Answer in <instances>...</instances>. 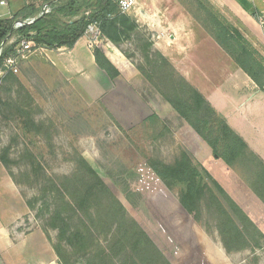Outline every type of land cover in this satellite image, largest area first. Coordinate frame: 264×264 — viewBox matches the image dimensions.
<instances>
[{"label": "rangeland", "instance_id": "rangeland-1", "mask_svg": "<svg viewBox=\"0 0 264 264\" xmlns=\"http://www.w3.org/2000/svg\"><path fill=\"white\" fill-rule=\"evenodd\" d=\"M204 1L227 25L241 32L257 60L264 65V40L260 38L264 34V19L258 17L262 33L255 37L239 24L232 11L222 9L215 0ZM197 33L193 39L198 75L209 76V86L224 84L226 102L233 108L242 107L244 97L250 98L253 94L246 86L245 76L203 30ZM141 34L146 37V32L141 30ZM139 46L140 42L135 40L120 45L135 68L141 66L154 77L155 87L140 74L143 82L138 90L143 98L152 101V97L157 96L163 100L157 89L165 91L166 80H161L158 74L152 75ZM32 55L20 64L18 59V70L12 72L22 89L12 86L10 81L0 84V153H7L8 163L7 168L0 163V183L13 186L15 198L27 212L14 223V226L20 224L19 233L42 232L48 242L54 244L59 217L72 216V229L90 225L86 213L68 201L74 185L57 191L63 177L74 173L80 155L170 264H264V202L251 189L256 172L252 163L240 158L231 167L227 166L204 147L205 143L187 124L168 110L161 111V117L153 114L137 127L122 130L99 103L83 97L74 85L61 82L46 65L48 63H42V56L31 59ZM149 57L154 58L150 52ZM260 96L249 104L247 120L261 113L264 123V95ZM24 111L29 113L28 120ZM180 152L187 153L197 167H203L205 172L199 171L241 230L242 240L228 238L224 246L220 234V223L224 219L220 214L208 209L210 205L205 203L201 222L194 223L178 205L176 196L182 187L174 186L168 191L145 169L148 159L171 163ZM208 175L214 180L216 177L253 225L245 223L243 215L231 209ZM102 205L93 202L90 208L94 213L95 206L101 210ZM94 219V238L100 234L98 244L107 246L111 234L105 239L102 227L105 219L101 215L99 218L95 215ZM96 243H89L86 251L85 246L81 249L73 243L70 252L80 256ZM56 263L59 264L57 257Z\"/></svg>", "mask_w": 264, "mask_h": 264}, {"label": "trees", "instance_id": "trees-1", "mask_svg": "<svg viewBox=\"0 0 264 264\" xmlns=\"http://www.w3.org/2000/svg\"><path fill=\"white\" fill-rule=\"evenodd\" d=\"M54 1L57 2V0ZM178 1L238 68L249 77L257 90L264 94V65L257 60L255 51L252 50L241 32L227 25L204 0ZM60 2V7L52 8L54 12L65 14L70 19L79 18L70 23H60L52 15L42 16L33 24L15 30L13 19L0 17V73L3 72V76L0 75V84L10 81L12 86L18 85L21 89L23 88L18 78L11 71L4 69L3 63L5 58L14 56L15 48L19 44L18 38L25 39V35L30 31H35V34L32 37H26L28 39L26 41L33 43L32 49L37 47L53 50L71 49L86 34L87 27L90 25L97 26L100 36L107 38L116 47L125 41H138L149 71L152 75L158 74L161 80H166L165 91L156 87L158 93L164 98L163 100L177 117L202 139L215 158L220 159L229 167L240 158L254 165L256 172L251 189L255 196L264 202V163L249 150L242 138L228 126L222 116L202 95L174 70L166 58L152 49L148 37L141 34L134 22L120 13L114 1L60 0ZM82 10H84L83 13ZM258 17L264 19V15L253 12L244 27L255 37H259L258 34L262 33V25ZM46 25H50L47 30ZM13 35H16L15 40L10 43ZM260 36L264 40V34ZM149 52L154 57L153 59H150ZM92 54L97 67L111 80L118 76V71L98 46L93 47ZM136 68L148 82L155 85L154 77L149 75L143 67L137 66ZM29 98L31 99L30 96ZM24 114L28 120L29 113L24 111ZM108 117L112 120V117L109 115ZM31 123L34 124L32 120ZM6 158L7 153H0V163L7 168ZM146 168L155 181H158L168 191L174 186L182 187L176 196L177 202L180 209L194 223L201 222L202 208L205 203L210 205L208 209L220 214L224 219L220 223V234L224 246L228 238L230 241L244 238L218 196L204 180L199 171H204L203 167L194 165L187 153L180 152L171 163H164L159 159H148L145 164ZM208 176L212 179L218 194L230 205L231 209L242 214V220L245 223L253 225L223 187L211 175ZM70 185H74V188L67 197L68 201L75 204L81 212L86 213L90 219V225L82 224V228L72 229L70 227V222L73 221L72 216L58 218L57 243H50V245L59 264H170L140 226L127 216L124 206L80 155L76 159L74 173L70 177H63L57 191ZM93 202L98 203L99 206L103 203L101 210L98 209L99 206H95L96 210L93 213L90 208ZM26 205L30 208L29 202ZM95 215L97 218L101 215L105 219L102 226L105 229V239L111 234V240H108L107 246L98 244L100 234H96L94 238ZM94 242H97L94 248L80 256L70 252L73 243L81 246V249L85 246L84 251H86L89 243Z\"/></svg>", "mask_w": 264, "mask_h": 264}, {"label": "crops", "instance_id": "crops-1", "mask_svg": "<svg viewBox=\"0 0 264 264\" xmlns=\"http://www.w3.org/2000/svg\"><path fill=\"white\" fill-rule=\"evenodd\" d=\"M132 1V7L122 14L134 22L140 31L146 32L152 49L166 58L174 70L202 95L210 106L222 116L228 126L242 138L249 150L264 163L263 116L259 113L253 114L249 120L246 117L250 111L249 104L253 102L254 98L261 97L260 94H262L254 83L224 52L243 73L246 78V86L253 93L250 98L245 99L244 97L245 101L242 107L233 108L228 104V101L226 102L227 92L222 91L224 84L221 87L209 86L210 77L198 75L196 71L194 63L196 44L193 35L198 30L204 31V29L192 18L188 10L178 0ZM215 1L227 12L228 10L232 11L243 27L253 12L256 11L262 16L264 15V0ZM60 3V0L57 2L54 0H6V6H0V17L13 19L14 22H24L23 26H29L38 21L45 11L47 13L43 17L52 15L60 23H70L79 18L70 19L65 14L54 12L52 8L60 7ZM83 12L84 10H82ZM45 27L47 30L50 25ZM95 27L97 28V26ZM34 34L35 31L28 32L24 40H28L26 37H32ZM205 34L207 33L205 32ZM15 37L16 35L11 37L10 43L15 40ZM208 37L210 36L208 35ZM87 39L88 34H85L68 50L64 48L59 50L46 49L45 47L34 48L24 58L19 59L21 60L19 64L28 60L32 54L31 59L36 58V55L42 56L44 59L42 63L46 61L48 64H44L58 75L61 82L74 85L83 97L91 102L99 103L122 130L137 127L153 114L161 117V111L168 110L172 115L177 116L161 97L153 96L152 101L143 98L144 96L138 90L143 78L124 55L120 46L116 47L102 35L99 37L98 44L95 45L101 49L108 61L118 71V76L111 80L95 64L92 54L94 46L88 47ZM16 67L18 70V62ZM146 89L150 90V87L146 85ZM181 122L186 125L183 121ZM190 131L193 132L192 129ZM193 134L196 135L194 132ZM203 145L208 151H211L206 144ZM3 185L0 183V264H57L50 243L42 232L24 235L19 233L20 224L14 226L17 219L27 212L15 198L16 193L11 188L13 186ZM253 197L255 198V196ZM239 204L246 207L240 201Z\"/></svg>", "mask_w": 264, "mask_h": 264}, {"label": "built area", "instance_id": "built-area-1", "mask_svg": "<svg viewBox=\"0 0 264 264\" xmlns=\"http://www.w3.org/2000/svg\"><path fill=\"white\" fill-rule=\"evenodd\" d=\"M114 1L119 8L120 13L127 12L133 4L132 0H112ZM0 6H6V0H0ZM47 12H43L42 16L45 15ZM25 23L24 22H14V29H18L22 27ZM86 34H88L87 44L89 47L96 45L99 41L100 32L95 27V25H90L87 27ZM19 44L15 48L14 56H9L5 58L3 67L6 71L16 72L17 71V60L24 58L26 53H29L33 48V43L31 41H26L24 39L18 38ZM3 72L0 73V75Z\"/></svg>", "mask_w": 264, "mask_h": 264}]
</instances>
